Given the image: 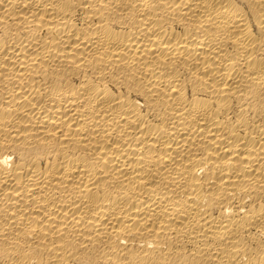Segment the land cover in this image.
Listing matches in <instances>:
<instances>
[{"label": "bare ground", "instance_id": "bare-ground-1", "mask_svg": "<svg viewBox=\"0 0 264 264\" xmlns=\"http://www.w3.org/2000/svg\"><path fill=\"white\" fill-rule=\"evenodd\" d=\"M0 264H264V0H0Z\"/></svg>", "mask_w": 264, "mask_h": 264}]
</instances>
